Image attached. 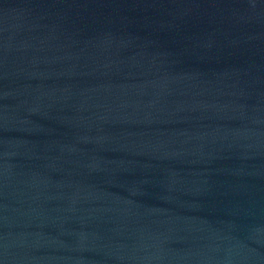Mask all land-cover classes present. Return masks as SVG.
<instances>
[{"label":"water","instance_id":"1","mask_svg":"<svg viewBox=\"0 0 264 264\" xmlns=\"http://www.w3.org/2000/svg\"><path fill=\"white\" fill-rule=\"evenodd\" d=\"M0 264H264V0H0Z\"/></svg>","mask_w":264,"mask_h":264}]
</instances>
